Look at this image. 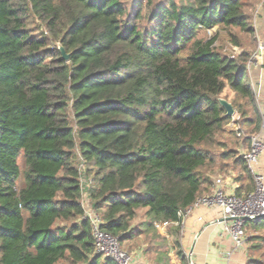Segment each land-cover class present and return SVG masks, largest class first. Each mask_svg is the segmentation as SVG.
<instances>
[{
	"label": "trees",
	"instance_id": "1",
	"mask_svg": "<svg viewBox=\"0 0 264 264\" xmlns=\"http://www.w3.org/2000/svg\"><path fill=\"white\" fill-rule=\"evenodd\" d=\"M252 6L0 0V264H116L95 254L83 175L100 230L120 248L138 233V211L150 228L178 221L212 192L226 160L239 171L234 194L253 190L237 151L213 150L230 121L218 102L226 88L238 123L261 131L247 69ZM221 30L239 47L233 58L215 46ZM232 30L250 43L241 47ZM243 226L264 229V219Z\"/></svg>",
	"mask_w": 264,
	"mask_h": 264
},
{
	"label": "crops",
	"instance_id": "2",
	"mask_svg": "<svg viewBox=\"0 0 264 264\" xmlns=\"http://www.w3.org/2000/svg\"><path fill=\"white\" fill-rule=\"evenodd\" d=\"M257 10L256 15L262 11L263 18L257 20L254 17L253 20L255 44L248 61V81L255 93L257 106L263 104L264 110V3ZM255 168L264 175V155L259 158ZM217 179H221L223 188L228 193H234L238 188L231 176H218L214 182ZM143 214V224H136L140 227L133 224L138 230L137 235L122 244L124 251L131 257L132 264H182V259L186 264H243L244 249L230 259L225 256L231 248V241L227 235L222 234L223 224L218 211L196 208L183 220L180 227L169 225L160 230L147 227L145 211Z\"/></svg>",
	"mask_w": 264,
	"mask_h": 264
},
{
	"label": "built area",
	"instance_id": "3",
	"mask_svg": "<svg viewBox=\"0 0 264 264\" xmlns=\"http://www.w3.org/2000/svg\"><path fill=\"white\" fill-rule=\"evenodd\" d=\"M208 33L210 34V32ZM248 67L249 64H247V69ZM228 125L233 127L237 136L240 135V129L236 128L234 116L231 117ZM239 155L253 176L254 188L251 192L241 196L228 193L224 190L221 179H217L209 195L200 197L189 208L177 213L178 221H158L153 223V227L157 230L169 225L180 227L183 220L196 208L216 210L220 213L221 219H224L222 221V234L227 235L231 241V248L225 254L226 258L230 259L235 253L242 251L246 242L244 222L252 221L248 219L255 217L264 218V175L258 173L255 168L259 158L264 155V124L262 125V133L250 136L249 148L241 151ZM85 218L91 224L95 254L111 257L116 264H132L131 257L121 250L117 240L100 230L101 220L96 213L90 209H85ZM226 219L229 220L225 221Z\"/></svg>",
	"mask_w": 264,
	"mask_h": 264
},
{
	"label": "rangeland",
	"instance_id": "4",
	"mask_svg": "<svg viewBox=\"0 0 264 264\" xmlns=\"http://www.w3.org/2000/svg\"><path fill=\"white\" fill-rule=\"evenodd\" d=\"M127 6V8H130L132 2H144L145 0H123ZM153 2H159V1H164V0H152ZM178 3L181 2H186L187 0H175ZM254 6L251 7L250 10H248V14L250 15V25L253 26V20L257 19V20H261L263 18V13L262 11L259 12L258 16L256 15L257 13V9L260 7L261 3H264V0H252ZM262 7V6H261ZM250 11V12H249ZM256 15V16H255ZM254 17H256L254 19ZM31 28L33 30H35L36 33L41 32V28L39 27L38 23H35V25H31ZM214 30H210V34L208 33L207 35L212 36L214 34ZM232 33L237 37L238 43L239 45H241V47H245L247 46L251 39L249 36H247L244 33H241L237 30H232ZM260 34V32H259ZM219 51H221L223 54L230 56H236L237 54L240 53L239 47L235 45V43H233L230 38H228L227 34L224 31H220L218 34V38L216 41V45H215ZM227 99V102L230 101L232 99L231 97V93L229 92L228 88H226L221 94H220V99ZM259 107V105H258ZM260 111H261V117H262V123L261 125L264 124V110H263V104H260ZM236 113V112H235ZM234 121L236 122V128L241 129L240 130V135L239 137H237V133L236 131H234L233 127L230 125H225L223 130L221 132H219L218 134L215 135V140L217 141V144L220 143V146H215V148L213 149L214 151H216V154H220L221 152L227 150V149H234L237 151L238 154L241 153V151L248 149L249 147H246V142H243L246 140V138L254 135V134H250V128L245 127L244 125H240L238 123L239 120V116L237 114H234ZM231 120V117H230ZM235 128V127H234ZM17 163L20 167V170L23 171L24 170V163H23V154L20 153L19 157L17 158ZM76 163V162H75ZM223 164V161H222ZM226 166H224L223 170H221V168L219 167V165L216 166L215 168V175L214 178H217L218 176H226V177H232V179L234 180H238L239 179V171L236 168H233L232 166V159L226 160ZM221 166V165H220ZM81 169V172L83 174L84 172V167L81 165L79 167ZM17 184L20 186L23 184V179L22 177L18 180ZM82 184L83 187L85 188V191L83 193V197H82V203L84 205L85 209H90L89 206V198H88V192L86 191L87 188L91 187V182L90 179L88 177H84L82 178ZM254 186V183H253ZM144 219V214L143 211H138L137 216L133 222L135 227H140L137 226L138 225H142L143 223L141 222ZM140 222V223H138ZM246 239L248 241L247 244H245V246L247 247V249L244 246V256H243V264H245L247 261H253V260H257L260 262L264 263V229L262 228H257L256 230L247 227L246 229ZM122 249V248H121ZM124 251V249H122ZM60 264H65V263H60Z\"/></svg>",
	"mask_w": 264,
	"mask_h": 264
},
{
	"label": "water",
	"instance_id": "5",
	"mask_svg": "<svg viewBox=\"0 0 264 264\" xmlns=\"http://www.w3.org/2000/svg\"><path fill=\"white\" fill-rule=\"evenodd\" d=\"M58 50H59V52L61 54L62 59L67 61L68 60V55L65 53V51L61 47H59ZM218 102H219L220 106L224 109L225 115L227 117L230 118V117H232L235 114V111H234L232 105L229 102H227L224 99H219ZM262 219H264V218L263 217H255V218H251V219H248V220L260 221ZM227 220H229V219H226L225 221H227ZM220 221H224V219H221Z\"/></svg>",
	"mask_w": 264,
	"mask_h": 264
}]
</instances>
